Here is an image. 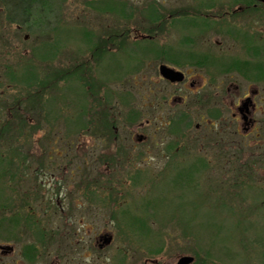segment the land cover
Listing matches in <instances>:
<instances>
[{
  "label": "rangeland",
  "instance_id": "1",
  "mask_svg": "<svg viewBox=\"0 0 264 264\" xmlns=\"http://www.w3.org/2000/svg\"><path fill=\"white\" fill-rule=\"evenodd\" d=\"M161 50L194 87L162 79ZM237 60L264 66V3L0 0V215L31 208L56 232L46 255L26 262L20 250L32 231L1 221L0 243L14 250L0 251V264H176L182 255L189 264H264V74L259 83ZM257 85L263 112L252 115V135L262 127L263 141L247 144L229 133L244 131L231 116L236 95ZM85 103L117 139L80 125ZM121 208L125 218L148 217L128 227L111 215ZM68 222L83 251H70ZM104 234L112 240L100 245Z\"/></svg>",
  "mask_w": 264,
  "mask_h": 264
},
{
  "label": "trees",
  "instance_id": "2",
  "mask_svg": "<svg viewBox=\"0 0 264 264\" xmlns=\"http://www.w3.org/2000/svg\"><path fill=\"white\" fill-rule=\"evenodd\" d=\"M24 11H26V9L24 8H22L21 9V12H24ZM27 12V11H26ZM238 34V33H237ZM244 41V40H243ZM197 62H199V63H201V60H197ZM237 63H235L234 65H233V67L237 70V71H239V72H241L242 74H244V75H246V76H248V74H249V72L251 71V73H253L254 72V74H256V75H260V77L262 76V73L264 74V66L263 67H261V66H259V65H255V64H252L251 65V63L250 62H248V61H240V60H237L236 61ZM27 70H29V69H27ZM31 72H33L32 71V69H30L29 70V73H30V77L31 76H33V73H31ZM76 72V71H75ZM79 72V71H78ZM29 76V75H28ZM78 77V76H77ZM82 77V76H81ZM78 79H79V77H78ZM62 81V75H59L58 77H57V82L58 81ZM63 82V81H62ZM30 83H32V82H30ZM59 86V85H58ZM26 91H28V95H31V96H29L30 98H34L33 96H34V94H35V92L37 91V90H35V89H32L31 90V88H29L28 90H26ZM86 92V91H85ZM33 95V96H32ZM98 100V102H97V105H99L100 104V102H102L103 103V100H100V99H97ZM81 107V109H79L80 111H79V113L77 112L76 114L78 115L79 114V116H77L76 114H75V118H85V116H87L88 118H86L87 120L82 124H80V125H85V126H87V127H89L90 125H94V128H95V130L97 129V130H99L101 127L100 126H97L98 125V123H97V125H95L96 124V121L94 120V117H93V111H91V113H89L90 111H89V109H88V106H87V104L85 103V107H83L82 105L80 106ZM138 113L137 112H135V115H137ZM74 118V119H75ZM105 122H107V119L105 118L104 120H101V126H102V128L99 130V133L101 134V135H104V134H106L107 133V131H105V129H104V127L103 126H105L106 127V125H108V123H106V125H105ZM79 123V122H78ZM99 133H97V134H99ZM1 156V155H0ZM2 157V156H1ZM1 174H3V172L1 173ZM181 177V173L180 174H178V176H177V178H180ZM93 179H96L95 178V176H94V178ZM174 182L175 181H177L176 179L175 180H173ZM83 182H81V184H82ZM81 184L79 185V186H81ZM79 186H77V187H79ZM93 187H95V188H101V186H97V185H94ZM82 188V187H81ZM81 188L79 187V189L81 190ZM95 188H92V189H95ZM85 189H87L88 190V192L89 193H92L93 195H96L95 197H97V199H99V198H101L100 197V195H98V193L97 192H94L95 190H93V191H90V187L89 186H87ZM86 190V191H87ZM36 193H38L37 191L36 192H34V197L36 198V197H38L37 196V194ZM96 193V194H95ZM89 195V194H88ZM106 200L108 199V198H112V195H113V193L111 192V191H107L106 192ZM42 197V196H41ZM101 200H103V198H101ZM40 204V203H39ZM46 204V203H45ZM47 206H48V204H46ZM49 206H50V204H49ZM31 208H27L26 210H20L19 212H17V213H15V214H12V216H10L8 219H7V217H3V215H0L1 217H0V227L2 226L1 225V221H6V222H8L9 224H10V222H12L13 224H19L20 222H22V221H25V223L27 224V229L26 230H30V231H32V233H33V235H34V241H30V242H26V243H24L23 245H22V247H21V250H20V252H21V256H22V259L23 260H25L26 262H34L39 256H42L43 254L44 255H46V247L43 249V247L45 246V245H47V244H51V242L54 240V238H55V236H56V232H52V230L51 229H49L48 228V226H47V224H48V221L49 220H47V219H45V221H47V223H45V225H43V226H41L40 224H41V222L40 221H37L34 217V215H32L31 214V210H30ZM56 209H57V207H56ZM55 208H54V212H55V210H56ZM57 211V210H56ZM127 210H125V209H119L118 211H117V209L115 210V211H112L111 212V215H112V217L113 218H116V215H117V213H119V215H118V221H119V217L120 216H122V218L121 219H124L123 221H125V219L126 220H128V224H126V225H128V227H129V225L131 226L132 224L130 223V220L131 221H133V223L137 220V221H143L144 222V220H145V218H147L146 216H144V215H141V216H139V215H134V214H132L129 218H125V212H126ZM130 213V212H129ZM4 228H6V227H4ZM130 229V228H129ZM130 231H131V229H130ZM150 230H149V234L148 235H150ZM43 249V250H42Z\"/></svg>",
  "mask_w": 264,
  "mask_h": 264
},
{
  "label": "flooded vegetation",
  "instance_id": "3",
  "mask_svg": "<svg viewBox=\"0 0 264 264\" xmlns=\"http://www.w3.org/2000/svg\"><path fill=\"white\" fill-rule=\"evenodd\" d=\"M247 1H252V2H254V3H256V2H260V3H264L263 1H259V0H247ZM156 51H154L153 53H150V54H154ZM167 51L166 50H161L159 53H158V55L160 54V56L161 57H163L164 59H166L167 61L166 62H164V63H161V64H165V65H167L168 67H171V68H175V69H177V70H180V69H178L177 67H173V66H171V65H173L171 62L173 61V60H170V59H168V53H166ZM193 53V52H192ZM192 53H188L187 52V57L188 58H190L191 60H195V58L193 57L194 55V53L192 54ZM155 55V54H154ZM184 59H186V56H185V58ZM206 59V58H205ZM205 59H203L204 61H205ZM169 60V61H168ZM196 62H197V60H196ZM205 63V62H204ZM160 64V63H159ZM158 64V65H159ZM183 72V78L180 80V81H176V82H171V81H169V80H167V79H164V78H162V79H164V80H166V81H169V83L170 84H173V83H182V84H184L185 85V81H187L188 82V86L189 87H194V85H195V82L192 80V79H190V77H189V75H188V73H187V71H182ZM257 77H260V75L258 76V75H256V79H257V81L260 79H258ZM261 81L259 80V83H260ZM256 84H258V83H256ZM183 85V86H184ZM234 89H238V87L236 86V85H234ZM254 98H256V100L261 104L262 103V92H261V89H260V86L258 87V85H257V88H255V89H253V90H251V89H249V91H247L246 92V94L245 95H243V97L241 98H239L238 97V95H236V97H235V107H234V109H235V111H233L232 112V119H234V120H238V119H241L242 120V126L241 127H243V130L244 131H241L240 130V128L236 125V126H234V129H232L231 131L233 132H231V131H229V133L230 134H236V135H239V136H241L243 139V143H249V142H253V141H249L250 139H252V137H254V141L255 142H259V143H261L263 140H262V127H260L259 126V128H257V130H256V132H255V135L253 134L252 135V128H253V125L254 124H258L259 122H260V120L259 119H257L256 117H254V116H252L254 113H259V115H260V113L262 114V112H263V109L261 108V109H259L257 106H255V102H254ZM181 101V100H180ZM184 101V100H183ZM259 121V122H258ZM262 122V121H261ZM207 123H210V120H208L207 121ZM197 125H199L198 123H197ZM225 126L226 127H228L226 124H225ZM230 127V126H229ZM104 129H105V131H107V133L106 134H104V135H102V137H104V138H106V137H108L109 135H108V130L109 129H111V135H112V139H117L118 138V135H117V128L115 127V126H113V125H108V126H106V127H104ZM135 135V134H134ZM136 136V138L138 139V140H140V141H142V140H144V139H146V135L145 134H142V133H138V134H136L135 135ZM121 158V156H119V157H114V158H104L103 157V159H102V161H105V162H107V161H113V160H119ZM96 159L97 160H99L97 157H96ZM56 207H58L60 210H62L61 208H62V204L60 203V201L58 200V202H57V205H56ZM80 222H78L79 223V226L82 228L81 230H82V232H83V230H85L84 231V233L85 234H87V232H88V228H87V224L85 223V222H83V220L81 219V220H79ZM76 224V223H75ZM73 222H68L67 223V226H68V228H69V230H67V233L69 234V235H73L74 236V242H73V239L72 240H70V242H69V247H70V251H71V249H72V247H73V245L75 244V245H77V243H82V241H83V235H80V237L78 236V234H77V230H75V225ZM110 235H108V236H106L105 234L104 235H99L97 238L98 239H96L97 241L98 240H101L100 241V245H103V244H108L111 240H112V238H110V239H107L108 237H109ZM108 240V241H107ZM81 243H80V249L83 251V249H84V245L82 244L81 245ZM76 249V248H75Z\"/></svg>",
  "mask_w": 264,
  "mask_h": 264
},
{
  "label": "water",
  "instance_id": "4",
  "mask_svg": "<svg viewBox=\"0 0 264 264\" xmlns=\"http://www.w3.org/2000/svg\"><path fill=\"white\" fill-rule=\"evenodd\" d=\"M259 1H263L264 0H259ZM158 71H159V74L171 81V82H176V81H180L182 78H183V73L181 71H178V70H175L171 67H168L167 65L165 64H160L159 67H158ZM111 237L109 236L107 239H110ZM108 241V240H107ZM0 250L3 252V253H8V252H11L13 250V247L11 245H8V244H5V245H1L0 244ZM193 260V257L190 256V255H182L180 256L178 259H177V262L176 264H189L191 263Z\"/></svg>",
  "mask_w": 264,
  "mask_h": 264
}]
</instances>
